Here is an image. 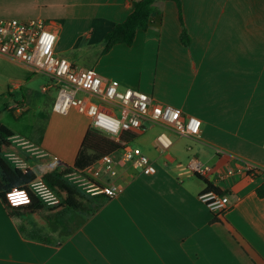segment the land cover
Returning <instances> with one entry per match:
<instances>
[{
  "label": "crops",
  "instance_id": "crops-1",
  "mask_svg": "<svg viewBox=\"0 0 264 264\" xmlns=\"http://www.w3.org/2000/svg\"><path fill=\"white\" fill-rule=\"evenodd\" d=\"M137 1L0 0V20H43L57 33V54L78 67L95 69L103 80H118L122 89H139L202 121L197 137L149 124L128 141L154 162L153 175L119 166L111 178L102 158L79 170L102 186L122 187L113 197L103 195L92 215L66 211L52 221L37 215L13 218L0 198V264H264V198L257 194L264 173L227 175L244 161L264 170V0H182L189 46L181 40L177 4L159 1L160 27L139 30L132 46L118 44L104 54V37L127 19ZM8 127L16 145L51 158L39 167L43 173L73 166L79 156L82 143L71 154L61 153L47 139L31 141ZM88 130L80 128L79 136ZM163 130L174 144L161 153L155 143ZM112 155L120 158L121 152ZM10 159L23 170L35 169L33 163ZM193 162L211 171L181 175L178 164ZM207 189L229 197L222 219L199 199ZM10 200L28 203L24 191L11 193Z\"/></svg>",
  "mask_w": 264,
  "mask_h": 264
},
{
  "label": "built area",
  "instance_id": "built-area-1",
  "mask_svg": "<svg viewBox=\"0 0 264 264\" xmlns=\"http://www.w3.org/2000/svg\"><path fill=\"white\" fill-rule=\"evenodd\" d=\"M56 42L57 33L43 20H0V57L25 66L34 74L48 77L49 82L42 86L41 91L46 94L50 90H57L53 112L65 116L75 110L90 121L91 128L106 133L117 142L125 133H143L147 124L161 125L181 136H199L202 124L199 118L185 116L178 108L163 104L139 89H122L118 80H103L95 69L78 67L69 59L57 54ZM104 107L114 112L108 113L104 111ZM10 110L21 116L28 107L22 100L15 103ZM173 144L169 132L163 130L156 139L155 147L164 153ZM120 152V158H115L112 154L102 158L104 169L111 178L118 176L119 166L130 167L146 175L157 172L156 165L141 148L126 142L121 145ZM178 169L181 175L194 172L206 176L211 171L209 166L197 162L189 165L180 163ZM263 173V169L247 161L237 168L227 170L228 176H258ZM69 179L72 183H78L91 196L106 195L110 198L122 188L112 183L109 186L96 184L84 177L79 170L73 172ZM34 188L49 204L53 202L50 200L51 196L57 199L42 179ZM199 199L218 219H222L230 208L229 197L222 196L213 189L202 192Z\"/></svg>",
  "mask_w": 264,
  "mask_h": 264
},
{
  "label": "trees",
  "instance_id": "trees-1",
  "mask_svg": "<svg viewBox=\"0 0 264 264\" xmlns=\"http://www.w3.org/2000/svg\"><path fill=\"white\" fill-rule=\"evenodd\" d=\"M159 1L170 0H139L133 3V10L124 22L117 23L113 30L104 37L103 53L107 54L118 44L132 46L139 30L147 31L152 27H160L163 12L155 4ZM177 4L179 20L182 25L181 40L189 46L191 38L184 24L182 0H171ZM139 132H128L121 137V141H132L140 136ZM15 133L8 126L0 122V198L5 204L11 217L37 215L47 220L54 219L66 211L94 214L104 203L106 197L90 196L76 184L69 176L76 170H84L99 159L121 149V144L108 136L95 133L89 129L83 139L79 156L73 166L59 165L48 172H41L40 166L51 161L50 157H36L13 142ZM129 136V137H128ZM10 157H16L21 162L33 163L35 169L23 170L13 164ZM41 175V176H40ZM41 177L45 186L59 200L56 204L47 203L33 187ZM94 183L98 184L94 180ZM100 185V184H99ZM24 191L28 198L26 205H15L10 200L13 191ZM217 192L225 196L224 193ZM260 198H264V184L257 189Z\"/></svg>",
  "mask_w": 264,
  "mask_h": 264
},
{
  "label": "rangeland",
  "instance_id": "rangeland-1",
  "mask_svg": "<svg viewBox=\"0 0 264 264\" xmlns=\"http://www.w3.org/2000/svg\"><path fill=\"white\" fill-rule=\"evenodd\" d=\"M82 61L85 64H94L89 58H84ZM48 82V77L34 74L29 68L0 57V122L14 128L15 131L25 136V139L38 142L41 139H47L48 145L61 153L67 152L66 154H71L73 147L74 150L76 147H80L81 141L84 139L82 135L79 136L80 128L89 127L95 133L108 136L106 133L91 128L88 119L76 112H71L67 116L52 112L51 106H53L58 92L54 89L46 94L42 93V86ZM22 100L27 101L28 111L22 116H17L10 108ZM103 109L108 113L114 112L107 107ZM132 145L138 146L133 143ZM53 155L55 157L59 154L52 152ZM53 162L55 163V161ZM74 184L82 189L78 183ZM82 190L84 191V189ZM51 199L57 202L53 196Z\"/></svg>",
  "mask_w": 264,
  "mask_h": 264
},
{
  "label": "snow or ice",
  "instance_id": "snow-or-ice-1",
  "mask_svg": "<svg viewBox=\"0 0 264 264\" xmlns=\"http://www.w3.org/2000/svg\"><path fill=\"white\" fill-rule=\"evenodd\" d=\"M20 196H22V194H17V197H20ZM17 197H13L14 202H17V203L22 202L20 199H17Z\"/></svg>",
  "mask_w": 264,
  "mask_h": 264
}]
</instances>
